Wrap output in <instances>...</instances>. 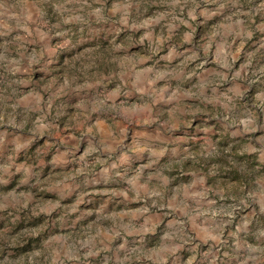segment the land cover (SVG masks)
Returning a JSON list of instances; mask_svg holds the SVG:
<instances>
[{
    "label": "rangeland",
    "instance_id": "374dc122",
    "mask_svg": "<svg viewBox=\"0 0 264 264\" xmlns=\"http://www.w3.org/2000/svg\"><path fill=\"white\" fill-rule=\"evenodd\" d=\"M0 264H264V0H0Z\"/></svg>",
    "mask_w": 264,
    "mask_h": 264
}]
</instances>
